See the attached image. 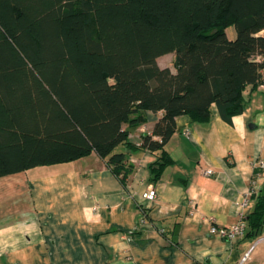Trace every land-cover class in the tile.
I'll return each instance as SVG.
<instances>
[{"label":"trees","instance_id":"1","mask_svg":"<svg viewBox=\"0 0 264 264\" xmlns=\"http://www.w3.org/2000/svg\"><path fill=\"white\" fill-rule=\"evenodd\" d=\"M262 85L264 0H0V178L95 153L126 187L148 151L158 182L178 117L232 123ZM148 112L163 116L135 143L125 126ZM254 199L251 240L264 188Z\"/></svg>","mask_w":264,"mask_h":264},{"label":"crops","instance_id":"2","mask_svg":"<svg viewBox=\"0 0 264 264\" xmlns=\"http://www.w3.org/2000/svg\"><path fill=\"white\" fill-rule=\"evenodd\" d=\"M162 116L126 125L132 141ZM166 149L174 163L158 182L148 151L128 156L126 187L95 153L0 178V264H264V233L234 242L211 233L252 211L255 199L243 202L258 177L264 188V87L232 123L217 111L204 124L178 117Z\"/></svg>","mask_w":264,"mask_h":264},{"label":"built area","instance_id":"3","mask_svg":"<svg viewBox=\"0 0 264 264\" xmlns=\"http://www.w3.org/2000/svg\"><path fill=\"white\" fill-rule=\"evenodd\" d=\"M262 87H264V85H262ZM133 139H134V136L130 135V140L132 141ZM133 142L141 143L142 139L139 138L138 141H133ZM259 165L262 168H264V160L261 161ZM204 174L207 176H212L214 175V171L213 169L210 168V169L205 170ZM262 181L263 179L260 177H258L255 180V182L253 183L252 189L246 195V198L243 202V206H248L251 199H254V196H257L262 191V188H263ZM145 197L150 200H155L157 198L156 190L152 189L149 193L145 194ZM193 209L195 210L194 207ZM246 216L247 215L242 214L240 220L236 224H234L230 229H227V230H219L216 226H213L211 228V233L221 234L223 237L227 238V240L232 241V242L242 239L245 237L246 230H247ZM246 258H244V260H246Z\"/></svg>","mask_w":264,"mask_h":264},{"label":"rangeland","instance_id":"4","mask_svg":"<svg viewBox=\"0 0 264 264\" xmlns=\"http://www.w3.org/2000/svg\"><path fill=\"white\" fill-rule=\"evenodd\" d=\"M228 34L230 38L235 39L236 38V28L234 26L230 27L228 29ZM175 55L174 54H167L164 57L161 58V66L162 68H170L172 71L175 72V60H174Z\"/></svg>","mask_w":264,"mask_h":264}]
</instances>
